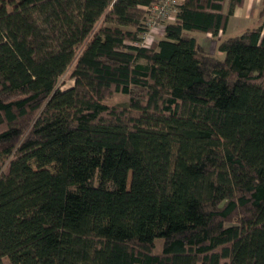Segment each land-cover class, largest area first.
I'll return each mask as SVG.
<instances>
[{
	"label": "trees",
	"instance_id": "1",
	"mask_svg": "<svg viewBox=\"0 0 264 264\" xmlns=\"http://www.w3.org/2000/svg\"><path fill=\"white\" fill-rule=\"evenodd\" d=\"M160 1L0 0V264H264V1Z\"/></svg>",
	"mask_w": 264,
	"mask_h": 264
},
{
	"label": "rangeland",
	"instance_id": "2",
	"mask_svg": "<svg viewBox=\"0 0 264 264\" xmlns=\"http://www.w3.org/2000/svg\"><path fill=\"white\" fill-rule=\"evenodd\" d=\"M175 11L172 13L173 15H174ZM101 22L102 21H100L98 23V26L101 24ZM253 26H257L255 21L253 23H251L250 25L246 26V27L242 26V27H239L236 30H230L228 33H226L224 38L229 37V36H235V35L241 34L245 30H247L248 28H251ZM159 27L157 28V30H154L152 32V36H153L154 40L155 39H159L160 37H162V29H163V27H162V25H160ZM190 34L195 36L201 43L206 44L208 50H210L213 54H215L216 56H218L220 58L224 57V53L220 52L217 49L218 48V42L220 41V38L217 39V37H213V36L210 37V38H206L205 33L200 32V31H190ZM126 43L127 44H133V43L135 44L136 42L127 40ZM80 53H81V49L78 50L77 57L79 56ZM77 57H76V59H77ZM74 64H75V62L70 66V68L60 78L59 86L62 89H66V88L72 86L73 83H74V80L70 77L71 71H72V69L74 67ZM128 101H129V95L125 94V93H121V92L112 93L106 100V102L108 104H110V105H126V103ZM49 168L52 171H56L58 166L56 164H52V165L49 166ZM161 246H162V239H157L156 240L155 250L156 251L161 250Z\"/></svg>",
	"mask_w": 264,
	"mask_h": 264
},
{
	"label": "crops",
	"instance_id": "3",
	"mask_svg": "<svg viewBox=\"0 0 264 264\" xmlns=\"http://www.w3.org/2000/svg\"><path fill=\"white\" fill-rule=\"evenodd\" d=\"M263 1L264 0H244V2L241 5H238L235 8L234 14L230 17L225 32H222L217 37V39L224 38L226 33H228L230 30H236L242 26L246 27L251 23H253L254 21L256 22V24L260 23L259 14L263 6ZM205 36L206 38H210L212 37V34L205 33Z\"/></svg>",
	"mask_w": 264,
	"mask_h": 264
},
{
	"label": "built area",
	"instance_id": "4",
	"mask_svg": "<svg viewBox=\"0 0 264 264\" xmlns=\"http://www.w3.org/2000/svg\"><path fill=\"white\" fill-rule=\"evenodd\" d=\"M178 1L179 0H161L158 4H155L150 8L151 18L147 23L149 30L143 34L142 41L136 44L150 46L153 43L154 38L152 32L157 30L158 25L162 20L173 18L172 13L175 11L173 5Z\"/></svg>",
	"mask_w": 264,
	"mask_h": 264
}]
</instances>
